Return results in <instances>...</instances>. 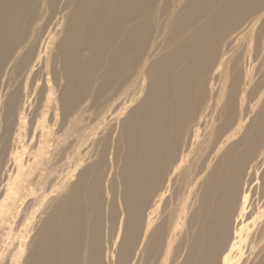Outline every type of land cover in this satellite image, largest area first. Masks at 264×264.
<instances>
[{"label": "bare ground", "instance_id": "1", "mask_svg": "<svg viewBox=\"0 0 264 264\" xmlns=\"http://www.w3.org/2000/svg\"><path fill=\"white\" fill-rule=\"evenodd\" d=\"M14 248L264 264V0H0V264Z\"/></svg>", "mask_w": 264, "mask_h": 264}, {"label": "rangeland", "instance_id": "2", "mask_svg": "<svg viewBox=\"0 0 264 264\" xmlns=\"http://www.w3.org/2000/svg\"><path fill=\"white\" fill-rule=\"evenodd\" d=\"M165 18V15L163 14H158L157 18L155 19V25H154V35H153V43H154V46L155 47H160L161 46V42H162V39H161V34H162V29H163V19ZM59 40V39H58ZM54 48V47H53ZM55 52V49H53L52 53L50 54L48 60L50 61V58L51 56L54 54ZM13 81H16L17 82V77L14 76L13 78ZM6 118L2 117L1 118V122L2 124H4ZM36 232H37V229L35 231H33L30 235H29V238L27 239L28 241L36 235ZM30 241L28 243H30ZM26 243V245L28 244ZM31 247L33 248L34 246H30V249ZM16 253V250L15 248L12 249L11 251V254L9 255L7 261L4 263V264H11L12 262V259H13V255Z\"/></svg>", "mask_w": 264, "mask_h": 264}]
</instances>
